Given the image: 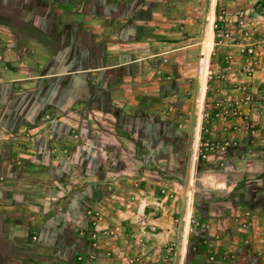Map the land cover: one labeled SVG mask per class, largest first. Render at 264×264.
Here are the masks:
<instances>
[{
  "label": "rangeland",
  "instance_id": "374dc122",
  "mask_svg": "<svg viewBox=\"0 0 264 264\" xmlns=\"http://www.w3.org/2000/svg\"><path fill=\"white\" fill-rule=\"evenodd\" d=\"M53 1L54 13L73 16L77 9L73 3ZM103 1L109 4L100 14L91 16L92 21L76 24L81 39L75 45H69L68 40L73 31L63 24L54 27V40L50 45L43 44L44 48L17 41L23 48L21 58L3 53L0 46V82L5 83L4 63H11L17 78L0 87V144L13 147V158L19 164L31 157L65 162L63 176L67 182L79 172L92 173L101 183L102 193L117 189L118 198L126 205L131 203L132 195L141 193L139 183L145 179L172 178L186 202L182 219L188 231L184 246L187 264L213 254L208 247L204 251L197 247L194 231L205 224L203 207L215 200L223 208L217 226L236 227L240 232L236 238L242 240L236 249L219 253L217 258L243 259L242 229L249 217L244 199L249 185L264 186V167L245 165L240 153L244 149L243 136L237 135L240 131L247 134L251 145L263 155L264 128L256 124L261 107L251 119L245 112L253 101L248 106L239 105V117H213L215 101L236 96L227 88L228 77L234 71V59L227 49H231L236 35L231 24L219 20L228 10L224 0ZM35 4L32 2L31 7ZM243 26L256 31L250 18ZM236 27L241 28L238 20ZM226 29L233 34L232 42L219 43L216 35ZM250 42L240 35L236 49ZM206 48L209 50L204 70ZM240 64L241 73L251 79L243 72L242 57ZM260 71L264 73L258 69L254 75ZM89 74L90 97L84 95L83 88V82L89 85L84 78ZM219 124L221 133L234 134V139L208 138L209 130L217 131ZM204 139L228 145L224 150L207 151L201 159L198 155L203 153L200 144ZM239 158L243 163L219 165ZM251 168L255 176L238 177ZM70 185H61L62 189H57L60 196L54 193L50 197L52 206L58 199L63 201ZM90 211L100 214L93 208L86 212ZM100 216L97 229L105 230L100 228L102 213ZM131 225L138 231L124 238L130 248L123 256L129 259L127 264H141L139 259L149 258V249L140 244L139 227L141 235L152 230L143 216ZM33 228L29 223V245L35 236ZM170 245L179 251L180 245ZM178 257L176 253L173 264H177ZM88 259H94L93 255Z\"/></svg>",
  "mask_w": 264,
  "mask_h": 264
},
{
  "label": "crops",
  "instance_id": "0c3cea01",
  "mask_svg": "<svg viewBox=\"0 0 264 264\" xmlns=\"http://www.w3.org/2000/svg\"><path fill=\"white\" fill-rule=\"evenodd\" d=\"M34 1L35 6L31 7ZM60 1L64 3L63 0ZM64 1L76 5L77 9L73 16H63L61 12L54 13L53 8L56 5L53 0L50 2L48 0H0V46H2L1 50L5 51L3 53L11 52L21 58L23 48L17 44V41L32 42L37 47H42L43 44L50 45L51 40H54L52 30L63 24L68 25L73 31V37L68 38L69 45H75V41L81 39V35L77 34L76 24L89 23V20L92 21L91 16L100 14L101 9L109 4L103 0H88L86 3L84 1V4L82 2L76 4V0ZM224 2L228 10L223 12L219 20L231 24L234 28L232 31L236 35L235 42L230 46L231 49H227L234 59V71L228 77L227 88L230 90L233 84L250 85L253 102L250 109L245 112L251 119L254 117V112L261 107V116H258L256 124L263 129L264 101L260 97L259 89L264 87V73L257 72L251 79L244 77L240 71L241 56L237 52L235 43L244 30V27L240 29L236 27L237 20H242L244 24L248 18L256 30V38L258 40L264 38V13H260L258 7L264 3V0H224ZM90 8H94L95 11L92 12ZM12 41L15 43L9 47L8 44ZM208 50L206 48L204 70ZM3 65L5 66L3 71L5 83L0 82V87L9 84V81L17 80L12 73L11 63ZM83 70L87 71L84 72L85 74L88 73L86 68ZM19 72H22L21 66ZM204 74L201 81L202 90ZM87 76L84 75V78L88 80L92 74ZM83 83L84 95L87 94L90 97L92 83L89 82V85ZM5 101L6 96L3 102ZM219 127L220 124L217 131L209 130L208 138L216 139L215 141H220L226 136L233 138L234 134L221 133ZM237 136H243L244 149L240 153L245 165L256 168L260 164L264 167V154L260 155L251 145V138L242 131ZM12 148L11 145L0 144V264H127L129 259H126L123 254L125 249L130 247L124 244V238L138 231V227L134 228L135 226L131 223L139 216H143L149 227L153 229L151 233L145 231L144 235H141L143 231L139 227L140 244L144 246L146 244L149 249V258L139 259V263L173 264L177 253L179 256L177 264H187V255L184 259V246L188 231L182 219L186 202L184 203L182 199L180 186H176L172 178L145 179L144 182L139 183L141 193L132 195L131 203L126 205L121 198H118L120 196L117 189L102 193L99 190L101 183L94 178V174L79 172L74 176L75 178L67 182L66 177L63 176L65 162L37 161L31 157L19 164L13 158ZM242 161L240 158L233 159L223 161L224 163L219 165H226L229 162L234 165L243 163ZM252 168L249 169L250 171L246 169L238 177L245 179L255 176ZM61 185H70L71 190L63 201L58 199L52 206L54 193H57V196L61 194L57 190L62 187ZM244 200L245 211L249 217L246 219L245 228L242 229L245 249L243 259L220 260L217 258L219 253L236 249L238 242L241 244L242 240L238 241L236 238L239 232L236 227L228 224L224 227L217 226L218 218L223 214V208L221 209L217 205L220 202L215 200V202L206 203L207 205L203 207L205 224L194 231L197 247L202 251L208 247L213 254L206 256L205 259H195L194 264H264V186L249 185ZM91 208L98 210L100 215L102 213L100 228L111 233L110 236L100 238L96 247H91L87 241L86 211ZM177 216L179 218L174 222L172 218ZM29 223L34 227L33 234L36 237L30 245L27 237ZM227 226L231 227L227 228ZM80 230L84 231V236L79 235ZM170 244L180 245L177 249L179 251H174L175 248H171ZM136 245H138L137 241L134 243V246ZM170 251L173 253L171 254ZM90 255H93L94 259H88Z\"/></svg>",
  "mask_w": 264,
  "mask_h": 264
},
{
  "label": "built area",
  "instance_id": "2783aa9c",
  "mask_svg": "<svg viewBox=\"0 0 264 264\" xmlns=\"http://www.w3.org/2000/svg\"><path fill=\"white\" fill-rule=\"evenodd\" d=\"M259 7V12L264 13V3ZM240 27H244L243 32L240 34L243 40H251L250 43L239 45L237 52L242 57L243 72L247 78L253 77L254 73L260 69L264 70V38L254 40V31H250L248 27L243 26L242 20L238 21ZM220 38L218 41L232 42V32L228 29L221 31L216 35ZM236 94L232 99L221 98L213 103V117L217 119H226L229 117H239V105L248 106L252 102V95L250 91V85L248 84H234L231 89ZM261 98L264 100V87L259 91ZM261 113V112H259ZM201 148L198 158L204 159L207 151L224 150L228 143L220 145L217 142H211L206 139L201 141ZM87 237L90 245L95 247L98 240L101 237L110 236V232L107 230L97 229L101 216L97 211H90L86 213ZM85 229V230H86ZM151 230H153L150 227ZM79 235L84 236V231L80 230ZM32 241L36 240V237L31 238ZM169 249V248H168Z\"/></svg>",
  "mask_w": 264,
  "mask_h": 264
}]
</instances>
